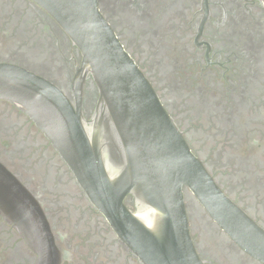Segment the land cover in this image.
<instances>
[{
    "label": "flooded vegetation",
    "instance_id": "1",
    "mask_svg": "<svg viewBox=\"0 0 264 264\" xmlns=\"http://www.w3.org/2000/svg\"><path fill=\"white\" fill-rule=\"evenodd\" d=\"M123 49L153 87L223 195L264 230V3L262 0H97ZM0 64L57 88L85 122L99 94L82 56L32 0H0ZM81 89V91H79ZM103 142L107 143V140ZM0 165L41 208L60 264H139L88 200L33 120L0 99ZM189 232L205 264H260L241 251L190 195ZM125 206L134 212L131 195ZM36 255L0 215V264Z\"/></svg>",
    "mask_w": 264,
    "mask_h": 264
},
{
    "label": "water",
    "instance_id": "2",
    "mask_svg": "<svg viewBox=\"0 0 264 264\" xmlns=\"http://www.w3.org/2000/svg\"><path fill=\"white\" fill-rule=\"evenodd\" d=\"M32 1L78 48L81 72L91 76L98 91V108L87 123L79 102L73 110L52 84L7 64H0V99L33 120L105 216L122 248L139 264H205L190 236L186 193L241 251L264 264V230L223 195L192 154L100 14L97 0ZM129 195L138 203L134 212L125 206ZM0 215L36 255L35 264L61 263L41 208L1 165Z\"/></svg>",
    "mask_w": 264,
    "mask_h": 264
}]
</instances>
